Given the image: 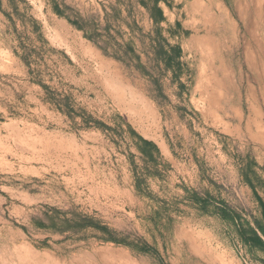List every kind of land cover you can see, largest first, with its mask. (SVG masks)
Returning <instances> with one entry per match:
<instances>
[{
  "label": "rangeland",
  "instance_id": "1",
  "mask_svg": "<svg viewBox=\"0 0 264 264\" xmlns=\"http://www.w3.org/2000/svg\"><path fill=\"white\" fill-rule=\"evenodd\" d=\"M27 1L56 50L44 83L104 127L55 107L15 53L0 11V264H264V246L243 240L220 214L226 206L254 227L255 218L264 222V0L162 4L183 67L160 88L104 54L55 13L53 0ZM58 1L101 24L116 3ZM120 123L122 134L105 129L122 131ZM127 125L161 158L143 159ZM51 208L76 224L89 215L114 237L93 226L37 227Z\"/></svg>",
  "mask_w": 264,
  "mask_h": 264
},
{
  "label": "trees",
  "instance_id": "2",
  "mask_svg": "<svg viewBox=\"0 0 264 264\" xmlns=\"http://www.w3.org/2000/svg\"><path fill=\"white\" fill-rule=\"evenodd\" d=\"M162 4L170 6L171 0H116V3L111 6V12L105 14V24H101L97 17L83 16L79 13L73 16L66 12L69 6L66 4L62 6L58 0H53L54 11L57 15L66 18L83 33L86 39L101 48L104 54L117 59L131 70L139 71L159 88L161 87L160 78L167 74H170L172 81H178L183 67L181 46L169 40V36L175 30L168 22ZM139 8L145 10V14L151 22L148 31L144 30L136 18V14L143 13L139 12ZM0 11L9 21L7 32L10 31L15 36L16 44L13 46L15 53L28 67L33 80L46 90L47 97L54 103L55 107L69 117L82 116L88 127H104L103 122L87 112L85 108L74 107L70 102V95H64V99L57 98V93L44 83L43 74L49 69L50 54L56 50L45 37L41 21L31 13L29 2L27 0H0ZM177 25L180 26V23L177 22ZM145 56L148 57L147 60ZM152 62H154L153 65ZM152 70L157 71L158 74ZM181 86L183 87V84ZM116 117L123 123L121 116L116 115ZM105 129L111 133L122 134L123 132L121 123L120 129L122 131H118L119 128L116 126L109 125L105 126ZM127 130L141 151L143 159L147 158L151 162H156L157 159L161 158L158 148L152 141L138 134L131 125H127ZM128 156L133 163L135 179L139 183V189H141V184L144 182L141 180L142 173L134 162L135 154L129 153ZM159 170L157 168L156 173L159 174ZM145 173L148 174L150 171L146 169ZM193 197L201 204L203 210L208 209L207 200L201 198L196 192L193 193ZM50 210H53V213H48L49 222L33 221L37 227L48 228L53 231H66L93 226L108 233L111 239L114 237L108 226L95 221L89 215L83 216V222L76 224L68 218H61L54 208ZM220 214L225 219L236 221L239 234L243 240L258 242L264 246V240L258 232L260 231L264 235V222L261 219L255 218L256 227H254L250 222H245L239 212L229 207L222 206ZM113 239L119 241L117 238Z\"/></svg>",
  "mask_w": 264,
  "mask_h": 264
},
{
  "label": "crops",
  "instance_id": "3",
  "mask_svg": "<svg viewBox=\"0 0 264 264\" xmlns=\"http://www.w3.org/2000/svg\"><path fill=\"white\" fill-rule=\"evenodd\" d=\"M259 232V234H260V236L263 238V240H264V236L261 234V232L260 231H258Z\"/></svg>",
  "mask_w": 264,
  "mask_h": 264
}]
</instances>
